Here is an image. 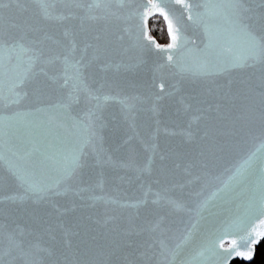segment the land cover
<instances>
[{"label":"water","instance_id":"1","mask_svg":"<svg viewBox=\"0 0 264 264\" xmlns=\"http://www.w3.org/2000/svg\"><path fill=\"white\" fill-rule=\"evenodd\" d=\"M89 2L49 0L53 17L49 19L40 11L39 0H21L22 7L0 20L5 29L17 25L10 31L20 35L39 29L32 36L50 38L46 40L50 46L68 34L75 60L85 58L81 89L67 102L69 123L90 109L96 117L95 139L81 145L80 166L47 199L8 200L10 195H22V190L7 173L6 163L0 164V261L250 263L253 258L234 253L247 252L252 240L264 237V214L244 223L239 219L258 191L257 178L252 174L237 183L233 176L252 152L259 157L264 146V65L249 62L211 75L181 71L168 64L161 49L180 33L186 50L203 48L206 40L202 28L187 20L175 0L167 6L161 0H136L133 7H138L139 15L132 18L129 5L121 0L91 13ZM245 7L264 13V0H248ZM154 14L165 22L166 44L149 33L148 20ZM44 70L52 75L50 69ZM9 86L6 77V97ZM25 91L27 97L0 103V116L32 113L56 104L61 95L55 84L39 97ZM61 134L72 132L61 129ZM258 164L264 167V159ZM256 166L254 162L253 173ZM9 227L46 251L9 254ZM209 235L215 237L216 254L204 244ZM226 250L233 253L231 258Z\"/></svg>","mask_w":264,"mask_h":264},{"label":"snow or ice","instance_id":"2","mask_svg":"<svg viewBox=\"0 0 264 264\" xmlns=\"http://www.w3.org/2000/svg\"><path fill=\"white\" fill-rule=\"evenodd\" d=\"M169 2L170 0H161L165 6ZM247 2L248 0H175L184 13H187V20L202 28L206 43L203 48L186 50L187 42L183 34L173 35V42L167 49H161L167 53L168 64L181 71H191L193 75H211L233 66H247L249 62L264 65V13H257L254 9L245 7ZM121 3L129 5V18L139 15L138 7H133L136 0H121ZM20 7L21 0H0V20L4 19L6 12ZM109 7L111 0H90L87 11L91 13ZM39 8L44 17L53 18L49 0H39ZM159 10L167 19L163 9ZM16 27L14 23L8 25L7 29L0 25V103L9 97H15V101L22 96L27 97L29 92L25 89H30L31 93L38 97L43 96L52 84H55L61 95L56 104L37 108L32 113L0 116V164L6 163L7 173L22 190V195L8 196V200L13 202L25 197L47 199L49 194H54L61 181L74 174L80 166L81 145L95 139L92 129L96 119L95 110L90 109L76 122L69 123L67 102L81 89L80 73L85 68V58L75 60L72 45L66 39L68 34L65 33V38L54 40L50 46L46 43L50 38L32 36V33L39 29H32L20 35L10 31ZM137 43L143 47L140 41ZM155 47L160 49L161 46L157 44ZM37 68L40 69L39 72L35 71ZM45 68L52 71L51 76ZM6 77L9 78L10 84L7 89L8 97L4 95ZM96 101L98 108L99 97ZM122 103H125L126 108H131L126 102ZM61 129L71 131L72 135H62ZM258 151L259 157L256 152H252L233 176L237 183H243L252 174L257 178L258 191L252 193L245 212L239 218L241 223L257 213L264 214V167L258 164V160L264 159V146ZM254 162H257V166L253 173ZM165 197L166 193L161 194L162 202ZM6 239L9 254L19 251L39 255L46 251L40 247L39 242H33L32 239L21 235L15 227L8 228ZM214 239V236L209 235L205 237L204 244L208 246L209 251L216 254ZM242 240L246 242L247 237H242ZM258 242L259 237L251 241L247 252L237 251L234 255L251 260L254 246ZM235 243L236 241H233V244ZM2 244L3 241L0 240V246ZM227 256L231 258L233 253L227 252ZM31 264L37 262L33 260Z\"/></svg>","mask_w":264,"mask_h":264},{"label":"trees","instance_id":"3","mask_svg":"<svg viewBox=\"0 0 264 264\" xmlns=\"http://www.w3.org/2000/svg\"><path fill=\"white\" fill-rule=\"evenodd\" d=\"M149 33L153 36L159 44H166L169 37L166 31L165 22L161 15L154 14L148 20ZM231 264H242L240 260H234ZM248 264H264V237L255 246L253 259Z\"/></svg>","mask_w":264,"mask_h":264},{"label":"flooded vegetation","instance_id":"4","mask_svg":"<svg viewBox=\"0 0 264 264\" xmlns=\"http://www.w3.org/2000/svg\"><path fill=\"white\" fill-rule=\"evenodd\" d=\"M242 264H245V263L242 261Z\"/></svg>","mask_w":264,"mask_h":264}]
</instances>
